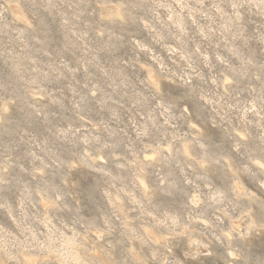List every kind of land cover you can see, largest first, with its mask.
I'll return each instance as SVG.
<instances>
[{
  "label": "clouds",
  "instance_id": "9594fccd",
  "mask_svg": "<svg viewBox=\"0 0 264 264\" xmlns=\"http://www.w3.org/2000/svg\"><path fill=\"white\" fill-rule=\"evenodd\" d=\"M0 264H264V0H0Z\"/></svg>",
  "mask_w": 264,
  "mask_h": 264
}]
</instances>
